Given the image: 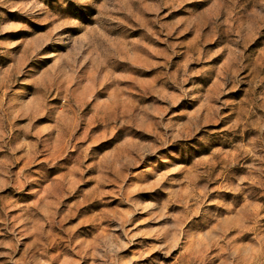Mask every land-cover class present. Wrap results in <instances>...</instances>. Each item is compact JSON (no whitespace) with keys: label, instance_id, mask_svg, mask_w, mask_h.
Listing matches in <instances>:
<instances>
[{"label":"rangeland","instance_id":"1","mask_svg":"<svg viewBox=\"0 0 264 264\" xmlns=\"http://www.w3.org/2000/svg\"><path fill=\"white\" fill-rule=\"evenodd\" d=\"M0 264H264V0H0Z\"/></svg>","mask_w":264,"mask_h":264}]
</instances>
